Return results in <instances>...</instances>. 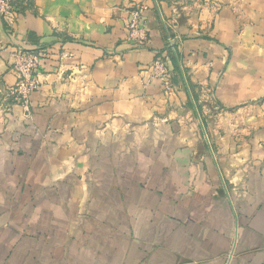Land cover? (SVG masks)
Returning <instances> with one entry per match:
<instances>
[{"label":"crops","instance_id":"1","mask_svg":"<svg viewBox=\"0 0 264 264\" xmlns=\"http://www.w3.org/2000/svg\"><path fill=\"white\" fill-rule=\"evenodd\" d=\"M26 5L0 18V264H264V0Z\"/></svg>","mask_w":264,"mask_h":264},{"label":"built area","instance_id":"2","mask_svg":"<svg viewBox=\"0 0 264 264\" xmlns=\"http://www.w3.org/2000/svg\"><path fill=\"white\" fill-rule=\"evenodd\" d=\"M18 0H0V16L12 19L16 13L12 6ZM142 9L136 7L128 11L129 21L126 24L128 38L135 44H143L146 41V29L141 23ZM40 58L36 52H24L17 50L13 53L12 71L16 76V84L11 89L16 103L23 107L28 105L30 94L36 89L37 81L35 72L39 67ZM166 56L156 57L150 65L152 79L157 80L163 87L164 92L171 91V74L167 67Z\"/></svg>","mask_w":264,"mask_h":264},{"label":"rangeland","instance_id":"3","mask_svg":"<svg viewBox=\"0 0 264 264\" xmlns=\"http://www.w3.org/2000/svg\"><path fill=\"white\" fill-rule=\"evenodd\" d=\"M28 0H18L17 2L15 1V3L12 4L14 10H15V17H13L12 19L8 18V17H3L0 16V18L8 25L11 26V24L14 23L15 19L22 14V12L24 11V9L27 7L26 2ZM24 52H32V51H25Z\"/></svg>","mask_w":264,"mask_h":264}]
</instances>
